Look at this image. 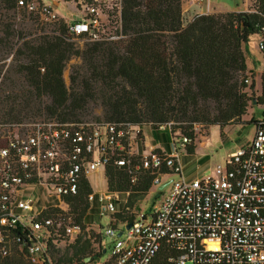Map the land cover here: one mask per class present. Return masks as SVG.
<instances>
[{
    "label": "built area",
    "instance_id": "obj_1",
    "mask_svg": "<svg viewBox=\"0 0 264 264\" xmlns=\"http://www.w3.org/2000/svg\"><path fill=\"white\" fill-rule=\"evenodd\" d=\"M69 1L76 12L68 21L37 0H16L15 9L58 25L55 36L66 42L104 45L126 39L122 0ZM258 49L264 52V39L259 40ZM148 126L169 130V154L155 148L135 154L141 127L129 123L0 121V258L16 246L28 264H56L51 247L61 238L80 234V229L60 216L43 214L66 211L64 200L77 195L82 180L90 185L87 200L93 203L90 178L100 170L104 178V166L114 161L118 167H128L131 183L142 170L151 171L152 186H159L162 197L148 221L146 215L138 214L131 223L121 222L120 237L116 227L104 228L103 235L114 239L111 264H264V112L254 121L250 140L232 152L224 165L193 179L183 176L179 151L196 141L201 126L189 129L192 137L178 136L172 122ZM170 174L177 178L161 185V178ZM33 185L47 189L57 204L37 211L23 193V188ZM96 195L101 216L116 214V194L105 189Z\"/></svg>",
    "mask_w": 264,
    "mask_h": 264
},
{
    "label": "trees",
    "instance_id": "obj_2",
    "mask_svg": "<svg viewBox=\"0 0 264 264\" xmlns=\"http://www.w3.org/2000/svg\"><path fill=\"white\" fill-rule=\"evenodd\" d=\"M0 5L12 10L16 0H0ZM121 22L126 39L120 42L94 43L79 51L62 37L50 36L36 44L27 43L24 51L18 52L26 56L19 72L30 91L37 98L50 99L45 107L48 116L60 122H85L76 118V112L98 98L99 86L105 119L101 121L139 127L186 122L189 126L181 128L182 135L191 137L189 129L194 124L222 128L243 123L241 119L252 100L245 92L248 86L244 80L248 77L242 46L252 36L264 39V0H252L243 12L198 15L186 25L181 0H122ZM60 34L64 35L63 27ZM72 57H80L87 71L78 85L80 90L68 92L62 74ZM254 86L251 81L248 89L251 91ZM253 101L264 103V66L260 97ZM4 104L3 114L8 119L0 121H18L10 94L4 97ZM250 121L253 125V117ZM194 143L186 149L187 154L193 153ZM130 177L126 166L118 167L114 161L104 166L106 191L113 195L129 193L125 213L136 199L148 193L155 175L142 170L135 183ZM91 192L88 181L82 180L77 195L64 200L66 211L57 209L43 215L70 217L73 223L67 222L69 226L79 227L81 232L90 210L87 197ZM113 215L122 223L134 221L132 217L124 219L123 214ZM112 223L108 225L111 227ZM79 235L72 245V256L58 259L56 264H73L78 256H89V240H82ZM81 261L77 264H84ZM0 264L28 262L24 252L12 246L10 254L0 258Z\"/></svg>",
    "mask_w": 264,
    "mask_h": 264
},
{
    "label": "rangeland",
    "instance_id": "obj_3",
    "mask_svg": "<svg viewBox=\"0 0 264 264\" xmlns=\"http://www.w3.org/2000/svg\"><path fill=\"white\" fill-rule=\"evenodd\" d=\"M41 1L43 5L48 6L49 3L56 2L61 7L58 10L63 15L74 16L75 6L69 0H37ZM215 3L216 9L231 12H240L244 8L243 0H210V3ZM183 24L186 25L192 21V14L182 13ZM195 17V16H194ZM59 29L58 25L49 24L38 18L36 15L24 13L22 10L8 9L6 6L0 5V120L8 119L4 117L3 110H5L4 97L7 94L11 95L14 100L13 114L17 116L18 120H40V119H55V117L48 116L45 107L50 104V99L47 96L41 98L35 97V94L30 91L22 74L19 72V65L26 62V56L18 55L20 50L24 51L23 46L27 43L36 44L41 38L55 36V32ZM73 44L75 50L83 51L91 45V42L84 40L69 41ZM245 58L246 76L249 77L248 88L251 85L250 73L261 71L263 56L258 49V42L256 38H250L249 41L242 46ZM87 67L80 57H72L65 65L62 78L64 85L68 92L72 89L80 90L78 85L81 84L82 76L86 73ZM74 80V83L71 81ZM122 86L123 83L119 81ZM248 88L245 92L252 100L248 103V110L244 117H242L241 124H233L225 127H204L197 128L200 136L197 137L194 148L195 157H187L185 150L179 151L181 157V164L184 167L183 175L186 178L205 177L210 175L214 169L219 165H224L228 156L237 148L244 145L253 136L254 127L250 123L251 118L255 120L264 112V103L257 104L256 101L260 97L257 88L250 91ZM97 99L88 102L84 107L76 112V118L80 121L89 122L92 120H105L103 118V108L99 102L101 95L100 87H96ZM174 126L180 128H172L178 136H181L182 129H187L189 123H175ZM194 126V125H193ZM191 127L194 130V127ZM190 128V129H191ZM144 136L151 142H158L163 148L170 149L169 141L171 133L169 130L157 131L150 126L141 127ZM193 146V144H192ZM177 178L176 175H165L161 178V185L166 184ZM93 193H95L93 203H90V210L84 221L85 229L81 230L80 237L82 240L88 239L91 253L89 256H78V260H74L73 264L81 262L84 264H111L110 252L113 247L114 239L105 237L103 235L104 228L112 220V227H116L118 233L122 228L121 220L115 215L106 214L101 216L102 206L98 202L97 192L105 191V181L101 174V170L95 173L90 178ZM168 187L165 188L167 190ZM96 191V192H95ZM24 198L29 199L37 211H41L48 207L57 204V200L49 196L47 189L42 186H27L23 188ZM162 197V191H159V186H152L148 193L141 199H136L133 205L128 209L127 213L124 210L126 202L125 194H117L114 200V207L116 214H123L124 219L128 220L131 217L135 219L138 214L147 216L149 220L150 214L153 212L155 206L159 203ZM66 222H72L69 217L64 219ZM117 233V234H118ZM76 239V235L61 239L55 246L51 247V258L53 260L70 258L72 256V245ZM104 248L105 252L103 253ZM99 255V256H98ZM190 264V263H186Z\"/></svg>",
    "mask_w": 264,
    "mask_h": 264
},
{
    "label": "crops",
    "instance_id": "obj_4",
    "mask_svg": "<svg viewBox=\"0 0 264 264\" xmlns=\"http://www.w3.org/2000/svg\"><path fill=\"white\" fill-rule=\"evenodd\" d=\"M39 2H41V1H39ZM251 2H252V0H243L244 8L240 12L246 11L249 8V6L251 5ZM48 6H50L55 11V13L57 14V16L60 20L68 21L71 19L70 15L65 16V15L58 12V10H60L59 7H61L58 3H56V2L49 3ZM181 10H182V13L192 14L193 18H194V16H198V15L224 14V13L228 12V11L216 9L215 3L214 2L210 3V0L208 3V6H205L204 4H194V3H191L189 0H181ZM75 12L76 11L74 10V14H75ZM193 18H191V19H193ZM253 37L257 39V42H259V40H260L259 36H252L251 38H253ZM263 66H264V57L262 60L261 71H256V72L249 74L250 75V81L254 82L255 88L258 89L259 93L261 92V76L263 75ZM253 121H255L254 118H253ZM141 135H142L141 140L136 144V146L134 148L135 154L140 155L141 153L148 150L149 148H155L157 150H163L167 154H169L171 152L170 149L163 148L160 143L151 142L150 140H147L144 136L142 129H141ZM195 156H196V154H195V148H194L193 153L188 154L187 157L192 158ZM181 157H184V155L179 154V159H178V161L181 165L182 174H183L184 167L181 164V159H182ZM94 175L95 174H93L92 176H94ZM105 189H106V183H105Z\"/></svg>",
    "mask_w": 264,
    "mask_h": 264
},
{
    "label": "water",
    "instance_id": "obj_5",
    "mask_svg": "<svg viewBox=\"0 0 264 264\" xmlns=\"http://www.w3.org/2000/svg\"><path fill=\"white\" fill-rule=\"evenodd\" d=\"M163 187H165V186H163ZM130 227H131V224H129V225L126 227V229H129ZM117 236L120 237V236H121V233H118ZM104 252H105V251H103V253H104Z\"/></svg>",
    "mask_w": 264,
    "mask_h": 264
}]
</instances>
